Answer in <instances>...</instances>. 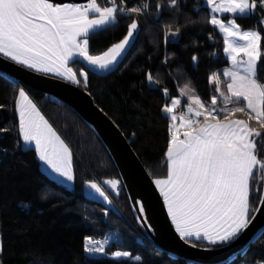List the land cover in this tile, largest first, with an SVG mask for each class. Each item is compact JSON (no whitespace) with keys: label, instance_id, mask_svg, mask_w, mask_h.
I'll list each match as a JSON object with an SVG mask.
<instances>
[{"label":"snow or ice","instance_id":"1","mask_svg":"<svg viewBox=\"0 0 264 264\" xmlns=\"http://www.w3.org/2000/svg\"><path fill=\"white\" fill-rule=\"evenodd\" d=\"M206 4L211 14L205 22L222 34V54L228 66L208 75L213 94L207 103L195 92L191 80L175 96L167 87L159 89L166 98L160 111L168 121L163 153L167 171L150 183L162 197L167 218L179 239L194 249L212 252L235 243L258 217H264V187L257 188L253 183L256 173L264 172V78L259 75V69L264 67V0H206ZM182 8V0H157L154 6H136L130 0H104L103 4L99 0H0V58L28 72L86 86L89 72L84 68L74 71L72 63L82 62L97 74L119 71L137 48L143 30L140 18L155 12L159 21L165 9L179 15ZM252 14L262 17L260 26L258 30L245 31L236 18ZM121 18L128 21L124 34L94 52L91 39L118 26ZM186 19L196 23L190 17ZM183 26L159 25L165 45L163 63L167 64L174 55L167 53V45L170 38L172 42L177 40ZM191 60L198 63L196 55ZM144 78L150 88L161 83L151 71ZM15 111L16 146L34 149L55 178L74 185L77 175L71 147L24 86L18 85ZM238 113L245 118H237ZM104 184L116 197L128 187L120 179H109ZM84 185L89 195L102 198L108 206L103 209L107 218L114 211L108 192L91 179ZM127 196L136 223L154 234L156 229L143 199L133 198L130 192ZM107 245V240L87 236L83 250L89 256L115 261L142 259L129 250L110 251ZM4 251L0 236V256ZM252 264H264V253L253 258Z\"/></svg>","mask_w":264,"mask_h":264},{"label":"trees","instance_id":"2","mask_svg":"<svg viewBox=\"0 0 264 264\" xmlns=\"http://www.w3.org/2000/svg\"><path fill=\"white\" fill-rule=\"evenodd\" d=\"M99 2L103 4L104 0ZM155 2L157 0H130V4L136 6H154ZM182 3L179 15L165 9L159 21L155 12L140 18L143 30L137 48L119 71L97 74L82 62L70 65L74 71L84 68L89 72L88 84L81 83L78 87L92 97L124 134L152 179L163 177L167 171L163 153L168 121L160 111L166 98L159 89L167 87L175 96L179 88L191 80L195 92L207 103L213 94L208 75L228 66L222 54V34L205 22L211 14L206 0H182ZM187 17L196 23H188ZM261 18L252 14L236 19L243 30L248 31L258 30ZM127 22L126 18H121L118 26L94 36L90 41L92 50H103L119 39ZM162 23L184 25L175 42L170 38L167 53L174 55L167 64L163 63L165 45L159 27ZM193 55L198 57L197 64L191 60ZM147 71L160 80L159 86L149 87L144 78ZM259 75L264 78V67L259 69ZM18 85L0 72V105H3L0 129H9L0 132V236L5 248L0 264H199L175 257L153 244L135 221L126 189L116 197L104 184L109 179L122 181L105 146L94 130L61 101L25 87L73 151L77 175L73 188L48 177L41 170L34 149L17 147ZM237 117L244 118L243 115ZM88 179L101 184L113 200L114 211H110L107 218L103 209L108 206L84 193V181ZM253 183L257 188L264 187V172L258 171ZM262 233L235 259L224 264H252L253 258L264 253ZM87 236L100 241L109 239L110 251L129 250L142 259L115 261L105 256H89L83 250Z\"/></svg>","mask_w":264,"mask_h":264},{"label":"water","instance_id":"3","mask_svg":"<svg viewBox=\"0 0 264 264\" xmlns=\"http://www.w3.org/2000/svg\"><path fill=\"white\" fill-rule=\"evenodd\" d=\"M56 2L85 3L87 0H56ZM0 72L21 86L61 101L94 130L114 161L122 182L128 185L127 194L130 192L133 198H141L145 202L148 214L156 229L154 234L145 232L159 249L175 257L199 264H224L235 259L238 253L263 232L264 217H258V221L253 227L229 246L218 248L212 252H204L200 248L194 249L185 244L179 239L167 218L162 197H160L158 190H155L154 185L150 183L152 178L128 139L95 104L86 91L54 77H45L28 72L3 58H0Z\"/></svg>","mask_w":264,"mask_h":264},{"label":"rangeland","instance_id":"4","mask_svg":"<svg viewBox=\"0 0 264 264\" xmlns=\"http://www.w3.org/2000/svg\"><path fill=\"white\" fill-rule=\"evenodd\" d=\"M92 72H94V71H92ZM185 109H186V107H185ZM178 111H179V109H178ZM238 115H243L242 113H238L237 114V116ZM17 116H18V114H17ZM244 116V115H243ZM237 118H239V117H237ZM245 118V117H244ZM22 146V148L23 149H30V148H27V147H24L23 145H21ZM42 164V163H41ZM41 170L43 171V170H45L46 171V173H45V171H43L48 177H50L51 179H53L54 181H56L57 183H59L60 185H63V186H65V187H67V188H69V189H72L73 188V184H67V183H65V182H61L60 180H58L57 178H55L54 176H53V174L46 168V166L45 165H43L42 164V166H41ZM89 189L88 188H86L85 187V185H84V193H85V195L86 196H88L89 198H91V199H95V200H98V201H100V202H102L103 204H104V202H103V199L102 198H99V197H93V196H91V195H89ZM106 205V204H105ZM92 257H100V255H96V256H92Z\"/></svg>","mask_w":264,"mask_h":264},{"label":"crops","instance_id":"5","mask_svg":"<svg viewBox=\"0 0 264 264\" xmlns=\"http://www.w3.org/2000/svg\"><path fill=\"white\" fill-rule=\"evenodd\" d=\"M210 10V9H209ZM210 12H211V10H210ZM39 160V159H38ZM40 162V161H39ZM42 166V164H41V162H40V167ZM43 171H45V170H43ZM45 173H46V171H45Z\"/></svg>","mask_w":264,"mask_h":264},{"label":"built area","instance_id":"6","mask_svg":"<svg viewBox=\"0 0 264 264\" xmlns=\"http://www.w3.org/2000/svg\"><path fill=\"white\" fill-rule=\"evenodd\" d=\"M143 5V4H142ZM186 110V109H185ZM105 240H107L108 241V245H107V247L109 246V239H105Z\"/></svg>","mask_w":264,"mask_h":264}]
</instances>
